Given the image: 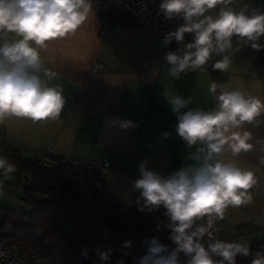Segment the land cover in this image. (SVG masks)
<instances>
[{
  "label": "clouds",
  "instance_id": "1",
  "mask_svg": "<svg viewBox=\"0 0 264 264\" xmlns=\"http://www.w3.org/2000/svg\"><path fill=\"white\" fill-rule=\"evenodd\" d=\"M235 0H162L160 11L165 19L181 17L184 23L166 34L163 44L183 43L185 34L193 41L183 49L168 51L165 60L168 75L179 78L181 73L203 71L213 56V70L226 72L231 64L233 37L239 44L261 50L257 41L264 36V12L244 5L234 8ZM218 9L215 15L209 14ZM92 14V0H0V123L8 117L33 122L58 119L65 106L59 86H49L45 78L54 74L45 67L42 51L49 42L74 36ZM14 34L16 39H9ZM238 50V49H236ZM210 92L216 107L212 110L189 109L191 97L168 95V102L177 114L176 132L189 149L197 146L189 159L195 163L182 167L168 177L139 166L140 177L133 187L140 193L143 211L165 209L169 219L170 239L176 245L169 250L158 237L146 240L145 254L133 264H237L238 258L253 256L251 264H264V250L253 252L247 243L212 240L214 224L224 218L229 206L238 207L253 199L250 191L257 184L254 172L235 160L221 159L230 151L233 157L253 148L251 132L246 124L258 125L264 114V100L240 89H228L212 82ZM131 121H122L127 128ZM165 137L169 134L164 133ZM261 151L264 152V141ZM264 165V156L260 157ZM17 170L15 163L0 155V174L8 177ZM206 218L203 223H198ZM132 241L122 242V255L116 264H124ZM100 264H108L112 248L93 249ZM82 254L87 258V252Z\"/></svg>",
  "mask_w": 264,
  "mask_h": 264
},
{
  "label": "crops",
  "instance_id": "2",
  "mask_svg": "<svg viewBox=\"0 0 264 264\" xmlns=\"http://www.w3.org/2000/svg\"><path fill=\"white\" fill-rule=\"evenodd\" d=\"M244 5L264 12V0H235L233 7ZM217 10L209 14L215 15ZM92 13L74 36L49 42L42 51L45 67L54 74L45 79L49 86H59L65 97L60 117L38 122L8 117L0 123V146L25 158L48 148L53 156L70 163L107 161L108 168L95 175L100 182V201L105 207L117 204L125 216H130L142 203H137L140 193L133 187L140 177L141 162L146 161L145 167L164 177L195 163L189 156L200 145L189 149L178 136V117L168 95L191 97L181 112L214 109L212 82L264 100V47L257 51L233 37L232 62L226 72L213 70L212 64L221 58L213 56L206 70L188 71L174 78L168 75L165 54L183 49L193 41V34H185L183 43L174 41L172 50H160L156 38L138 26H111L101 32V16L93 7ZM177 18L182 25L183 19ZM8 38L17 37L9 34ZM257 42L264 45V36ZM258 119V125H245L252 134L249 142L253 148L239 157L230 151L221 157L235 160L257 177V184L250 189L252 201L225 210L219 220L225 230H264V165L259 162L264 152L257 142L264 141V114ZM122 121L133 125L122 128Z\"/></svg>",
  "mask_w": 264,
  "mask_h": 264
},
{
  "label": "trees",
  "instance_id": "3",
  "mask_svg": "<svg viewBox=\"0 0 264 264\" xmlns=\"http://www.w3.org/2000/svg\"><path fill=\"white\" fill-rule=\"evenodd\" d=\"M58 159L57 167L46 169L38 166L33 157L19 156L21 168L31 174L32 181L19 185L16 180L15 184L22 188L23 201L30 211L22 213L0 205V241L16 244L49 264H100L93 249L109 247L116 251L108 264H116L122 255L118 249L124 241H132L124 264H133L145 254L144 242L152 237H158L169 250L176 247L170 239L169 222L143 218L136 212L125 218V211L119 205L103 206L99 190L93 186L95 174L88 162ZM65 211L76 222L68 234H63L57 224ZM247 239L251 240L247 244L253 252L264 250V230L238 227L224 229L220 234L221 241L243 243ZM202 243L207 246L210 242L204 238ZM84 250L87 258L82 254ZM253 258H238L237 264H251Z\"/></svg>",
  "mask_w": 264,
  "mask_h": 264
},
{
  "label": "built area",
  "instance_id": "4",
  "mask_svg": "<svg viewBox=\"0 0 264 264\" xmlns=\"http://www.w3.org/2000/svg\"><path fill=\"white\" fill-rule=\"evenodd\" d=\"M161 3L162 0H92V7L101 16V32L111 26H138L156 38L160 50H172L174 41L164 45L163 40L166 34L176 30L181 22L177 17L171 20L165 19L160 11ZM0 155L7 156L11 162L15 163L17 170L11 175L16 178L19 185L32 181L31 174L21 168L18 154L8 147L0 146ZM33 160L38 166L46 169L55 168L59 164L58 157L53 156L48 148L34 152ZM88 164L90 171H93L95 175L104 172L109 166V163L104 160H92ZM93 186L99 190L100 182L94 179ZM142 204L143 201L136 210L138 216L169 222V219L164 215L165 209L162 206L155 211H149L147 208L141 211ZM205 221L206 218L198 223ZM223 230L217 220L214 224L212 240L210 241L207 236L205 239L209 242L220 240ZM0 264H49V262L16 244L0 241Z\"/></svg>",
  "mask_w": 264,
  "mask_h": 264
},
{
  "label": "rangeland",
  "instance_id": "5",
  "mask_svg": "<svg viewBox=\"0 0 264 264\" xmlns=\"http://www.w3.org/2000/svg\"><path fill=\"white\" fill-rule=\"evenodd\" d=\"M15 182L16 179L11 174L7 178L0 174V205L16 209L22 213H29V207L23 201L22 188L16 186ZM128 217L125 216V218ZM57 224L63 234L70 233L76 227L75 219L69 211H65L59 216ZM248 242H251V240L247 239L243 241V243Z\"/></svg>",
  "mask_w": 264,
  "mask_h": 264
}]
</instances>
